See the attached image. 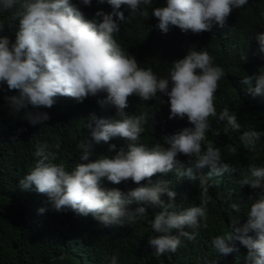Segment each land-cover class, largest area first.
<instances>
[{
    "label": "clouds",
    "instance_id": "1",
    "mask_svg": "<svg viewBox=\"0 0 264 264\" xmlns=\"http://www.w3.org/2000/svg\"><path fill=\"white\" fill-rule=\"evenodd\" d=\"M91 2L81 0L85 6ZM98 2H106L112 8L108 13H96L102 17L101 22L85 19L70 0H0V12H11L13 20L18 21L14 43L0 37V84L18 92L7 97L13 111L19 113L29 105L34 109L52 108L57 97H70L82 103L89 96L106 93L97 102L101 108L114 107L117 118H100L95 114L88 117L86 127L91 139L78 145L80 159L88 161L94 145L101 142L108 144L113 138L128 142L126 150L121 147L114 156L79 163L70 172L63 164L51 162L45 148L38 147L34 153L38 159L32 170L19 180L18 188L44 195L52 211L71 210L79 216L91 215L106 227L134 224L146 217L149 206L158 207L161 211L151 222L158 235L149 237L148 245L157 256L175 253L181 237L195 239L197 233L186 229L207 227L201 221L207 218L208 187L211 186L208 180L235 172L221 159L219 148L209 143L202 151L205 133L210 129L209 117L226 122L232 130L241 128L237 116L228 107L217 116L215 93L225 72L222 67L214 66L207 51L190 50L183 59L173 63L168 77L158 78L151 68H141L136 57L126 54L114 38L125 20L124 13L119 11L121 5L135 11L141 5H151L153 0ZM247 4L248 0H164L163 6L152 9L151 16L157 19L156 27L163 33L177 27L184 33L198 35L212 31L214 25L223 28L232 11ZM141 15L149 18L147 10H141ZM257 40L259 51L264 53V33L258 34ZM241 59L246 61L247 55ZM240 83L247 85L253 96L264 95V72L254 76L246 74ZM157 92L169 97V119L186 116L193 127L164 136L166 147L155 144L146 148L139 143L146 117L130 116L125 109L133 94L147 101ZM23 118L35 126L48 121L50 116L47 112L26 111ZM261 136L264 132L249 130L243 132L240 140L245 149L255 152ZM116 147L109 144L108 151L113 152ZM231 151L235 153L236 149L233 147ZM178 154L188 157L191 166L185 167L177 159ZM205 168L208 171L203 175L200 171ZM174 169L178 180H200L199 206L173 211L178 206L169 182H151L157 173L168 174ZM249 170L250 176L239 181L240 187L247 185L260 191L251 203L247 222L241 224L239 217L231 218V231L216 236L211 243L215 252L228 256L238 250L229 242L238 241L247 249L246 259L250 264H264V167L251 166ZM102 178L113 184L128 180L137 185L147 180L148 184L125 193L119 189H102ZM165 194L169 198L167 203L162 199ZM45 211L44 207L38 209L40 214ZM111 264H118L115 255Z\"/></svg>",
    "mask_w": 264,
    "mask_h": 264
},
{
    "label": "trees",
    "instance_id": "2",
    "mask_svg": "<svg viewBox=\"0 0 264 264\" xmlns=\"http://www.w3.org/2000/svg\"><path fill=\"white\" fill-rule=\"evenodd\" d=\"M70 3L85 19L96 22L102 21V17L96 15L98 11H112L110 5L98 0H92L90 6L83 5L81 0H70ZM163 5L164 0H153L151 5H141L135 11L128 5H121L119 11L124 13L125 20L114 38L126 54L136 57L141 68H151L158 78L168 77L173 63L183 59L190 50L207 51L214 66L224 69L225 75L215 93L217 116L228 107L237 116L241 128L232 130L226 122L209 117L210 129L205 133L202 151L209 143L219 148L221 159L235 172L208 180L211 186L208 187L207 218L201 221V225L206 223L207 227L186 229L197 233L195 239L181 237L175 253L157 256L149 247L148 239L158 235L151 227L154 215L161 211L158 207L149 206L146 217L134 224L106 227L91 215L79 216L71 210L52 211L44 195L20 191L19 180L34 167L38 159L34 153L38 147L45 148L51 162L63 164L70 172L79 163L114 156L121 147L126 150L128 142L121 138H113L108 144L101 142L94 145L89 160L82 161L78 145L91 139L86 127L88 117L95 114L100 118H117L114 107L101 108L97 102L106 93L89 96L82 103L70 97H57L52 108L34 109L29 105L16 113L7 97L18 95V92L9 91L6 84H0V264H111L114 255L118 264H250L246 259L247 249L238 241L229 242L238 250L228 256L215 252L211 241L231 231V218L239 217L241 224L247 222L251 203L260 191L247 185L241 188L239 181L250 176L251 166L264 167V136L260 137L255 152L245 149L240 137L249 130L264 132V95L253 96L240 79L246 74L254 76L264 72V53L259 51L257 40V35L264 33V0H248L247 5L232 11L223 28L214 25L212 31L198 35L184 33L177 27H170L167 33L161 32L151 12ZM141 10H147L149 18L143 17ZM0 26H3L0 37H7L14 43L18 21L13 20L11 12H0ZM245 55L247 60L243 61L241 57ZM26 111L47 112L50 119L33 126L23 118ZM125 112L130 116L146 117L142 125L145 130L139 140L146 148L155 144L166 147L164 136L193 127L186 116L169 119V97L160 92L147 101L133 94L128 98ZM109 144L117 146L113 152L108 151ZM233 147L235 153L231 151ZM177 159L185 167L191 166L188 157L178 154ZM207 171L205 168L200 172L206 175ZM159 180L169 182L170 189L176 193L174 202L178 207L173 211L199 206L202 191L199 179L178 180L174 169L151 178L152 183ZM147 184V180L139 185L131 180L113 184L102 178L100 187L126 193ZM162 199L169 202L166 194ZM41 207L46 208L43 214L38 212ZM172 233L176 234V230Z\"/></svg>",
    "mask_w": 264,
    "mask_h": 264
}]
</instances>
